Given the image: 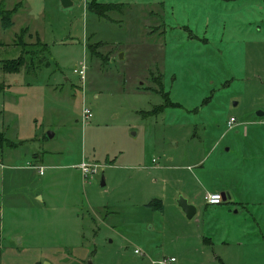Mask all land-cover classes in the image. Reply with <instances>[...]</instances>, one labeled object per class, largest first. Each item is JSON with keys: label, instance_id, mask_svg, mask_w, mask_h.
<instances>
[{"label": "rangeland", "instance_id": "374dc122", "mask_svg": "<svg viewBox=\"0 0 264 264\" xmlns=\"http://www.w3.org/2000/svg\"><path fill=\"white\" fill-rule=\"evenodd\" d=\"M69 1L0 0V12L20 6L0 23V69L22 48L27 61L12 87L0 74V128L45 136L50 159L33 168L39 142H28L0 177V264H244L209 245L240 221L236 208L200 206L188 220L175 202L185 173L213 190L247 170L264 187V0ZM162 141L177 152L162 157ZM82 161L100 166L88 180Z\"/></svg>", "mask_w": 264, "mask_h": 264}, {"label": "crops", "instance_id": "0c3cea01", "mask_svg": "<svg viewBox=\"0 0 264 264\" xmlns=\"http://www.w3.org/2000/svg\"><path fill=\"white\" fill-rule=\"evenodd\" d=\"M70 6H72V3ZM16 15L17 14H15V16L13 17V21ZM24 27H27L29 29L30 34L31 33L38 34L42 39L40 33L30 30V28L26 25ZM44 44L46 45L45 42ZM19 72L22 71L20 70ZM0 74L2 75L1 77H3V79L5 78L6 80V87H12V84H10V82L7 81V79L8 76L15 74L3 73L1 69H0ZM134 90L137 95L144 96V91H141V89L140 90L134 89ZM2 116L3 114L0 115V118H2ZM0 130L5 133L4 138L6 140L15 144V146H10V147L4 146L2 149H0V168L2 170L0 173L1 180L4 181L5 179V170L6 167H8L7 163H9V160L15 158L16 149H18L20 146L28 142H32V144L35 143L36 141L39 142L37 144H34L36 147L38 146L39 149L35 150V152H33L31 155L32 156L31 165L33 168L37 169L36 167L44 166L45 163H50V159H48L46 155L47 152L43 150L42 148L43 144L41 143L45 141V136L39 135L38 138H33L30 140H22L21 138L9 139L7 136L8 132L1 128ZM131 135L132 137H137L139 135V131L138 130L133 131L131 132ZM52 136L53 134L49 133V137L51 138ZM174 145H176V143ZM154 147L161 150L162 157L168 156L172 152L173 153L177 152V149H174L173 151H169L167 145L164 144V141L155 142ZM6 148L8 149L10 148L11 150L7 152ZM169 161L173 162L172 156H170ZM200 162L195 164L196 168L202 167ZM152 165L154 167L156 166L161 167L158 170L169 168L166 167L163 162H161L160 157L152 158ZM175 168H177V166H175ZM180 168L182 169L183 166ZM77 171L79 172L78 168ZM246 171L239 170L233 172L230 178L227 177L223 179L222 185L220 187L214 188L213 190L212 189L209 190V188H199L197 186L198 184L197 182L199 181L200 184L201 178H198L197 174H195L196 176L191 177L192 175L187 176V174L185 173L184 176H179L178 182H180L181 186L184 185V190H182L183 197L184 199L187 200L189 204L195 207L196 209L195 215L199 213L200 206L210 207V208L216 207V206H209L208 204H206L204 199L207 193H212V192L221 193L225 197L223 203L218 205L219 207L230 206L236 208L239 211V213L242 214V218L240 219V221L228 223L227 225H224L217 231L216 229H214L215 230L214 232L216 233L219 232L218 234H220L219 236L220 238L214 240L213 238H211L210 239L211 242H209V245H214V241H218L222 247L227 249L228 246L231 245L233 246V249L239 251L238 253L240 255L238 259H242L244 264H264L262 262L264 260V187L256 186L254 184V182H256L255 179L252 176H250ZM38 175L40 177H43L44 171L42 172V174H39V168H38ZM153 201L155 203H158L157 200H153ZM175 203L177 206V200ZM177 208L181 211V209L178 206ZM160 209L161 206L157 208L158 211H160ZM212 227H215V225H213Z\"/></svg>", "mask_w": 264, "mask_h": 264}, {"label": "built area", "instance_id": "2783aa9c", "mask_svg": "<svg viewBox=\"0 0 264 264\" xmlns=\"http://www.w3.org/2000/svg\"><path fill=\"white\" fill-rule=\"evenodd\" d=\"M74 73L78 74L81 80H84L85 76V66L81 65L79 69H75ZM91 111L85 107L82 108L81 111V122L82 124H86L87 121L91 118ZM234 123V119L230 118L227 122V128H232ZM79 172L81 173L84 180H88L92 175L97 173V169L100 168L98 164L89 163L86 161H82L81 164L77 167ZM42 168H39V174H42ZM206 204L209 206H218L223 203V196L221 193L213 192L207 193L204 197ZM134 253L140 254L138 250H135ZM159 264H177V261L173 257L165 258L159 262Z\"/></svg>", "mask_w": 264, "mask_h": 264}, {"label": "trees", "instance_id": "16d2710c", "mask_svg": "<svg viewBox=\"0 0 264 264\" xmlns=\"http://www.w3.org/2000/svg\"><path fill=\"white\" fill-rule=\"evenodd\" d=\"M89 5H90L89 6V10L94 12L95 7H91V4H89ZM19 8H20V6L17 7V8H14L10 12H6V11L0 12V23H1V28L2 29L7 30L8 28L11 27V25H12L11 18H12V16H14L16 14V12L19 10ZM27 32H28L27 28L20 29L19 33L15 36V41H17L19 43L21 41L23 42V38H24L25 35H27ZM25 54L26 53L24 51V48H22L21 55L17 59L9 61L8 63L2 65V67H1L2 71L4 73H8V74H16V73H18L21 70V68H23L25 66V64H27V61H26V58H25ZM0 140H1L0 147H2L1 146L2 143H4L3 147L4 146H7V147L15 146V144H13L10 141L6 140L4 138V136H1ZM148 207L151 210H157V208L160 207V203L159 202L155 203L153 201L152 203H150V205H148Z\"/></svg>", "mask_w": 264, "mask_h": 264}, {"label": "water", "instance_id": "95a60500", "mask_svg": "<svg viewBox=\"0 0 264 264\" xmlns=\"http://www.w3.org/2000/svg\"><path fill=\"white\" fill-rule=\"evenodd\" d=\"M60 2L64 8H67L71 5V2L69 0H60ZM257 115L262 116L263 113L258 112ZM103 185H104V183H103V179H102L100 186L102 187ZM224 199H225V197L223 196V200ZM177 206L181 209V211L184 213V215L187 219H191L196 213L195 207L193 205L189 204L187 202V200L181 196L177 199Z\"/></svg>", "mask_w": 264, "mask_h": 264}]
</instances>
